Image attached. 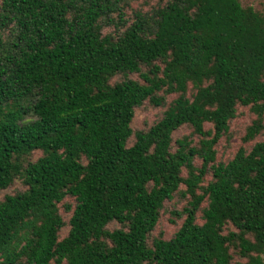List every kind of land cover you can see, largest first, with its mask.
Masks as SVG:
<instances>
[{"label":"trees","instance_id":"16d2710c","mask_svg":"<svg viewBox=\"0 0 264 264\" xmlns=\"http://www.w3.org/2000/svg\"><path fill=\"white\" fill-rule=\"evenodd\" d=\"M0 264H264V10L0 0Z\"/></svg>","mask_w":264,"mask_h":264},{"label":"rangeland","instance_id":"374dc122","mask_svg":"<svg viewBox=\"0 0 264 264\" xmlns=\"http://www.w3.org/2000/svg\"><path fill=\"white\" fill-rule=\"evenodd\" d=\"M242 3L244 5H252L254 6L256 9H260V10H264V0H241ZM156 114V111H144L142 112V114H140L137 117L138 122H142L145 118H147L149 121L154 119V116ZM245 119H241L237 122V125L235 126V129L237 130V132L239 133L242 128V124L245 122ZM239 137L238 135L235 136L232 140H231V145L230 147H226V145L223 143V146L221 148V152L225 155V158L230 157L234 154L236 147L238 146L239 143ZM167 228L168 230H172V227L168 226L167 224Z\"/></svg>","mask_w":264,"mask_h":264}]
</instances>
